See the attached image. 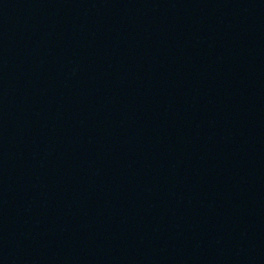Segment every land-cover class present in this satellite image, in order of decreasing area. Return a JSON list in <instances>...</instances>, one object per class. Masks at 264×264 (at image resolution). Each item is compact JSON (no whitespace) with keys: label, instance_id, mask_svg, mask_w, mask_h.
<instances>
[{"label":"water","instance_id":"obj_1","mask_svg":"<svg viewBox=\"0 0 264 264\" xmlns=\"http://www.w3.org/2000/svg\"><path fill=\"white\" fill-rule=\"evenodd\" d=\"M142 264H264V0H66Z\"/></svg>","mask_w":264,"mask_h":264}]
</instances>
